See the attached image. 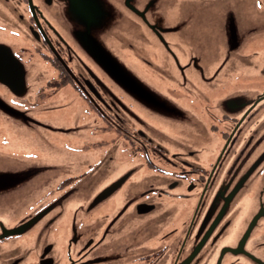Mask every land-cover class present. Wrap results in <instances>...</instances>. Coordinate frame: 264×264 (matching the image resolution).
Masks as SVG:
<instances>
[{"label": "rangeland", "instance_id": "rangeland-1", "mask_svg": "<svg viewBox=\"0 0 264 264\" xmlns=\"http://www.w3.org/2000/svg\"><path fill=\"white\" fill-rule=\"evenodd\" d=\"M60 1L63 4L65 23L60 29L65 33L64 28H69L75 43V47L72 44L65 47L68 56L85 72L91 71L103 82L111 99L113 96L119 98L121 104L109 103L117 118L102 115L84 101L88 99L85 94L81 100L75 90L52 91V86L47 82L56 78L53 67L31 55V40L27 37L24 40L18 38L21 32L14 17L11 19L15 24L12 29H6L5 23L1 21L0 26L4 27L0 29V45L10 46L14 54L21 56V59L17 58L26 76L20 90L0 85V208L19 204L16 201L13 203V200H17L21 194L23 199L28 194L29 200L33 202L45 198L53 212L59 215L55 225H47L46 241L54 243L55 254L64 263L66 258L68 264L66 251L73 255L76 244L91 236L92 231L96 239L102 236L100 231L109 226V220L103 222L105 214L111 215L117 213L120 207L133 206L123 202V198H127L131 191V187L126 185L115 193L113 199L98 206L91 214L87 213L88 205L101 194L106 183L119 173L131 168L134 171L133 177H137V155H141L143 150L139 143L154 141L169 151L183 147L182 144L188 147V143L196 147L198 144L214 145L213 140L216 139L210 135L211 122L206 118V104L218 99L212 88L213 81L208 78L215 64L216 47H221L222 53L228 49L227 30L230 21L237 27L240 46L248 43L250 34L247 31L253 28L252 24L264 22V0ZM4 8L8 10L6 6ZM93 9L99 15L96 16ZM105 12L113 22L116 19L114 26L107 25L105 17L101 20ZM84 22H89V26ZM86 27L89 29V35L84 36L86 39L74 40V28L82 34ZM173 39L178 42L183 39L186 43L181 44V48L188 51L185 56L175 58L176 66L188 68L196 62L192 71L199 73L192 75L190 72V83L195 86L190 89L192 91L178 90L175 81H168L169 92L174 90L173 97H183L179 102L183 103L180 107L184 110L179 113L175 107L177 112L173 110V114L168 115L174 122L159 126L164 133L163 138L152 135L148 126L150 123L155 127L161 125L158 119L167 118V114H164L167 108L154 104L156 98L153 97L150 84H153L154 89L160 85L154 75L149 73L147 62L162 63L164 46L169 43L172 47ZM22 48L26 50L22 51ZM177 50L173 48L176 54ZM193 56H197V59H190ZM67 64L71 69L79 70L72 63ZM172 65L175 66L174 63ZM243 66L237 65L239 72L234 73L236 80L244 75L241 72ZM40 73L45 75L39 78ZM182 75L185 77L184 73ZM256 81L262 82V79L251 76L248 80L237 82V88H250L247 85L253 86ZM225 84L219 99L222 103L237 92L228 90L229 81ZM214 88L217 90L218 86ZM235 96H241V93ZM157 98L160 100V97ZM168 105L172 106L171 103ZM115 107L119 109L118 112ZM198 118L205 123L204 127L198 125V122L193 124L192 119L199 121ZM135 130L143 133V136L137 134L141 137H137L136 144L124 134H132ZM259 133H264V128ZM220 145L221 141L216 149ZM255 190L254 194L257 195ZM169 192L174 194L181 190L174 188L169 189ZM166 199L162 197L155 201L157 207L152 213V217H155L151 223L137 219V231L142 232L137 241H142L144 236H151L148 245H157L158 238L153 239L155 235L161 236L172 228H179L187 214L193 212V203L168 202ZM245 199L248 211L252 193ZM17 207L24 209L22 204ZM240 213L242 220L247 212L241 210ZM56 229H67L68 232L61 234L59 231L51 235ZM30 238L26 241L31 243L33 235ZM9 247H14V244H9ZM116 253L105 252L95 262L127 264L132 258L124 254L128 258L124 262L123 255Z\"/></svg>", "mask_w": 264, "mask_h": 264}, {"label": "flooded vegetation", "instance_id": "flooded-vegetation-1", "mask_svg": "<svg viewBox=\"0 0 264 264\" xmlns=\"http://www.w3.org/2000/svg\"><path fill=\"white\" fill-rule=\"evenodd\" d=\"M0 5V22L5 23V28L12 29L15 24L11 19L14 17L21 32L18 38L24 40L27 37L31 40V55L53 67L56 78L47 82L52 86V91L75 90L81 100L85 94L88 99L84 101L102 115L117 118L109 103L121 104L119 98L112 95L111 99L104 83L91 71L85 69V72L68 56L65 47L70 44L75 47V43L69 28H64L65 33L60 29V26L65 25L60 0H0ZM92 12L99 15L94 9ZM101 16L102 21L104 17L107 18V25L116 24V19L113 22L106 12ZM85 24L89 26V22ZM252 26L247 31L250 34L248 43L240 46L237 27L230 21L227 30L228 49L222 53L218 46L215 50V64L208 78L213 81L212 88L218 99L206 104V118L211 122L210 135L212 139H216L213 140L214 145L198 144L196 147L188 143V147L182 144L183 147L169 151L154 141L139 143L143 150L141 155H137V177H133L134 171L131 168L119 173L92 200L87 213L91 214L98 206L113 199L115 193L126 185L131 187V191L127 198H123V202L133 206L120 207L117 213L105 214L103 222L109 220V226L100 231L102 236L96 239L92 231L91 236L76 244L73 255L66 251L68 264H100L95 262L96 259L108 251L123 255L124 262L128 260L124 254L132 256L127 264H264V133H259L264 128V22H257ZM2 27L4 25L0 29ZM88 35L87 27L82 34L75 28L73 30L74 40L83 41L86 39L84 36ZM171 43L174 49H178L177 54L168 43L164 46L162 63L147 62L150 66L149 73L154 75L160 85H155L157 89H154L153 84H150L153 97L156 98L154 104L167 108L164 114L168 118L158 119L161 125L157 124L155 127L150 123L148 126L152 135L163 138L165 136L159 126L174 122L168 117L173 110L177 112L178 109L179 113L184 110L180 107L183 103L179 102L183 97H173L174 90L169 92L168 81H175L178 90L187 91L195 88L190 83V72L192 75L199 73L192 71L196 62L191 63L188 68L176 66L175 58L185 56L188 51L181 48V44L186 43L183 39L180 42L173 39ZM9 47L0 45V48L9 50L17 60V57L21 59ZM26 48L21 50L25 51ZM190 59L196 60L197 56ZM67 63H72L79 70L71 69ZM237 65H244L241 67L244 68L241 71L244 75L239 80L234 77V73L239 72ZM183 73L185 77H181ZM188 73L190 74L187 76ZM44 75L40 73L38 77ZM25 76L24 73V84ZM251 76L262 79V82L247 85L253 89L237 88V82L248 80ZM227 81L230 82L228 90L237 92L222 103L219 100L220 93L225 89ZM0 85L7 87L1 83ZM215 85L218 86L217 90ZM237 93H241V96H235ZM170 103L172 106L168 105ZM118 110L115 107V111ZM198 119L200 122L192 119L193 124L198 122V125L204 127L205 123ZM184 130L188 131L187 128ZM124 134L134 144L137 143V137L143 136L137 130L129 135L126 132ZM220 141L221 145L216 149ZM7 175L11 178L10 174ZM174 188L181 192L171 194L169 189ZM254 189L257 195L254 194ZM251 193V206L247 211L248 206L244 202ZM25 196L23 199L21 194L17 200H13V203L16 201L22 204L24 209L18 208L19 204L16 203L0 208V264H66V258L64 263L55 254L54 243L46 241L45 229L47 225H55L59 215L53 212L45 198L33 202L29 200L28 194ZM162 197H166L165 201L168 202L193 203V212L187 214L179 228H172L161 236L155 235L153 239L158 238V244L149 246L151 236H144L142 241H137L139 233L142 234L140 230L137 231V219L151 223L155 217H152V213L157 207L155 201ZM118 201L121 203V200ZM241 210L247 212L242 220ZM59 231L61 234L68 232L67 229H56L51 235ZM31 235L33 242L30 243L26 239H31ZM9 244H14V247L10 248ZM112 263L115 262L108 261L107 264Z\"/></svg>", "mask_w": 264, "mask_h": 264}, {"label": "water", "instance_id": "water-1", "mask_svg": "<svg viewBox=\"0 0 264 264\" xmlns=\"http://www.w3.org/2000/svg\"><path fill=\"white\" fill-rule=\"evenodd\" d=\"M0 83L16 91L24 86V73L21 62L6 48H0Z\"/></svg>", "mask_w": 264, "mask_h": 264}]
</instances>
